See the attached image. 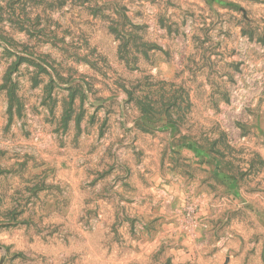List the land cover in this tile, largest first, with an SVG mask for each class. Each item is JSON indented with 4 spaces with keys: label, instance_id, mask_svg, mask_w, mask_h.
<instances>
[{
    "label": "rangeland",
    "instance_id": "obj_1",
    "mask_svg": "<svg viewBox=\"0 0 264 264\" xmlns=\"http://www.w3.org/2000/svg\"><path fill=\"white\" fill-rule=\"evenodd\" d=\"M0 264H264V0H0Z\"/></svg>",
    "mask_w": 264,
    "mask_h": 264
}]
</instances>
